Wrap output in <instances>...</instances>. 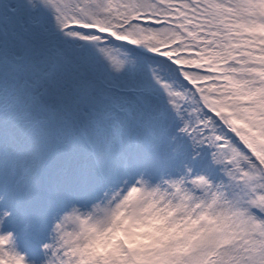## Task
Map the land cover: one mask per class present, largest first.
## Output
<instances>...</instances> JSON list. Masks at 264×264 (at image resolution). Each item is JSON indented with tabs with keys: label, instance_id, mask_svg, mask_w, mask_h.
<instances>
[{
	"label": "snow or ice",
	"instance_id": "6c2138e0",
	"mask_svg": "<svg viewBox=\"0 0 264 264\" xmlns=\"http://www.w3.org/2000/svg\"><path fill=\"white\" fill-rule=\"evenodd\" d=\"M0 264H264V0H0Z\"/></svg>",
	"mask_w": 264,
	"mask_h": 264
}]
</instances>
